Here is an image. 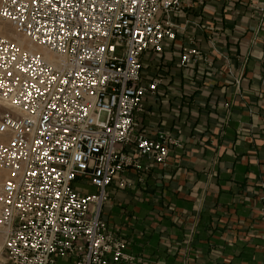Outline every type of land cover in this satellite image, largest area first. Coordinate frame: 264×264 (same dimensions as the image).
I'll return each instance as SVG.
<instances>
[{"label":"built area","instance_id":"2783aa9c","mask_svg":"<svg viewBox=\"0 0 264 264\" xmlns=\"http://www.w3.org/2000/svg\"><path fill=\"white\" fill-rule=\"evenodd\" d=\"M185 1H0L29 43L0 35V264H134L101 210L139 158L167 165L174 141L136 121L157 88L141 84V56L176 39Z\"/></svg>","mask_w":264,"mask_h":264},{"label":"crops","instance_id":"0c3cea01","mask_svg":"<svg viewBox=\"0 0 264 264\" xmlns=\"http://www.w3.org/2000/svg\"><path fill=\"white\" fill-rule=\"evenodd\" d=\"M174 22L176 39L141 56L157 88L136 117L174 141L167 165L139 158L101 218L134 264H264V0H187Z\"/></svg>","mask_w":264,"mask_h":264},{"label":"rangeland","instance_id":"374dc122","mask_svg":"<svg viewBox=\"0 0 264 264\" xmlns=\"http://www.w3.org/2000/svg\"><path fill=\"white\" fill-rule=\"evenodd\" d=\"M0 35L6 36L16 42H22L24 46H28L29 44L26 38H24L19 33H17L13 24L10 22H5L0 20ZM82 186L83 185L81 183L79 182L76 183V187L81 188Z\"/></svg>","mask_w":264,"mask_h":264},{"label":"bare ground","instance_id":"6f19581e","mask_svg":"<svg viewBox=\"0 0 264 264\" xmlns=\"http://www.w3.org/2000/svg\"><path fill=\"white\" fill-rule=\"evenodd\" d=\"M19 44H21V45H23V43L22 42H18Z\"/></svg>","mask_w":264,"mask_h":264}]
</instances>
